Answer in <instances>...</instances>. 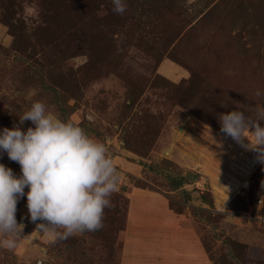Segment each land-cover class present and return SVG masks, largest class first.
Masks as SVG:
<instances>
[{
    "label": "rangeland",
    "instance_id": "rangeland-1",
    "mask_svg": "<svg viewBox=\"0 0 264 264\" xmlns=\"http://www.w3.org/2000/svg\"><path fill=\"white\" fill-rule=\"evenodd\" d=\"M143 2L121 16L112 0H0V30L9 39L0 41V131L34 127L19 116L41 101L102 142L119 175L103 226L60 241L38 227L43 221H31L27 196L19 197L23 230L14 249L0 246L1 260L165 264L154 248L125 256L122 247L130 204L153 216L147 191L193 219L212 264H264V226L247 217L259 198L264 204V164L247 138L236 142L218 121L235 110L255 116L253 108L264 106V0H152L155 15ZM7 25L20 50H12ZM4 160L22 175L0 152ZM242 162L244 174L235 170ZM256 163L249 189L239 190Z\"/></svg>",
    "mask_w": 264,
    "mask_h": 264
},
{
    "label": "clouds",
    "instance_id": "clouds-1",
    "mask_svg": "<svg viewBox=\"0 0 264 264\" xmlns=\"http://www.w3.org/2000/svg\"><path fill=\"white\" fill-rule=\"evenodd\" d=\"M112 4L118 15L127 11L125 0H112ZM260 95L257 91L256 96ZM253 110L255 116L239 110L219 114L220 131L241 144L247 138L250 143L245 147L256 151L264 164V106L256 105ZM25 121L34 127L22 131L14 125L0 131V152L17 162L22 173L17 177L0 164V246L8 250L17 246L23 230L16 220L17 202L25 195L31 221H43L38 227L55 238L99 230L119 183L105 145L81 127L60 119L41 101L19 116L20 125Z\"/></svg>",
    "mask_w": 264,
    "mask_h": 264
},
{
    "label": "crops",
    "instance_id": "crops-1",
    "mask_svg": "<svg viewBox=\"0 0 264 264\" xmlns=\"http://www.w3.org/2000/svg\"><path fill=\"white\" fill-rule=\"evenodd\" d=\"M0 41H9L3 30H0ZM144 192V196L149 194L153 199L146 211L153 216L144 215L145 210L140 214V208L130 204L122 232V247L127 250L125 256L130 248L142 245L154 248L157 256H165V264H212L193 228V219L171 210L164 197ZM158 263L162 264L163 260Z\"/></svg>",
    "mask_w": 264,
    "mask_h": 264
},
{
    "label": "trees",
    "instance_id": "trees-1",
    "mask_svg": "<svg viewBox=\"0 0 264 264\" xmlns=\"http://www.w3.org/2000/svg\"><path fill=\"white\" fill-rule=\"evenodd\" d=\"M135 1H136V0H125V2H126L127 5H128L127 8H128L129 11H130V10H133V7H132L131 5H133V3H135ZM142 7H144L143 10L146 11L147 14L150 13L151 15H155V12H156V11H155L156 5H154V3L152 2V0H144V2H143V4H142ZM232 10H233V9H232ZM232 10H229V11H228V14H232V13H233ZM205 19H206L205 17H204V18H201V19H199V21H196V23L190 25L188 31L190 32V31H192V29H195L196 27H198L199 24L202 23ZM7 26H8V25H7ZM8 28H9V29H8L9 35H11V37H13L12 50H15V51H16V50H20L19 47H18V41H17L18 38H17L16 34L12 32V29H11L10 25L8 26ZM209 28H211V30H213L214 28H216V26H215V25H210ZM176 36H179V34L177 33ZM180 41H181V38H180ZM173 42H175V40H174ZM38 72H39L40 74H39ZM30 74H31V73H30ZM30 74H29V75H30ZM36 75H37L36 77L43 76L42 72H40V71H38V70H36ZM36 77H35V78H36ZM32 78H33V80L35 79L34 77H32ZM18 108H19V107H18ZM61 112H62V114H61V118H62V120L67 121V118H66L64 112H63V111H61ZM252 177H253V176H252ZM252 177H251V179H252ZM238 197L241 198L242 196H238ZM259 199H262V198H259ZM262 200H263V199H262ZM256 209H257V203H256V205H255L253 211H255ZM262 211L264 212V204H263ZM60 240H61V239H58V241H60ZM7 261H8V257H7V258H4V260H1V259H0V264H13V262H12L11 260H9L8 263H7Z\"/></svg>",
    "mask_w": 264,
    "mask_h": 264
},
{
    "label": "built area",
    "instance_id": "built-area-1",
    "mask_svg": "<svg viewBox=\"0 0 264 264\" xmlns=\"http://www.w3.org/2000/svg\"><path fill=\"white\" fill-rule=\"evenodd\" d=\"M2 164H4L6 166L5 160L3 161ZM258 164L259 163H256L254 165H251V166H253L252 169L251 168H247V170L249 171V174L247 175V178H246L247 179L246 180L247 181V184L245 186H241L239 188V190L241 188H244L245 190H248L249 189V187H250V180H251V177H252L251 172L254 171V169L257 167ZM244 166L245 165L242 162L241 163V166L240 167H237L236 166L235 170H238V172L240 174H244V172H245ZM262 208H263V200L262 199H259L258 200L257 209L255 211L250 212V213L247 214V217H248L249 221L254 222L255 224H258L260 226H264V212L262 211ZM39 264H42V261H39Z\"/></svg>",
    "mask_w": 264,
    "mask_h": 264
}]
</instances>
